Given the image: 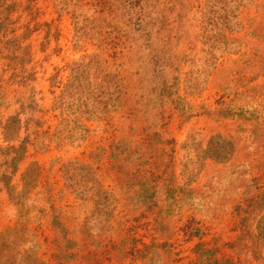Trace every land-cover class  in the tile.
Wrapping results in <instances>:
<instances>
[{"label":"rangeland","instance_id":"374dc122","mask_svg":"<svg viewBox=\"0 0 264 264\" xmlns=\"http://www.w3.org/2000/svg\"><path fill=\"white\" fill-rule=\"evenodd\" d=\"M194 263L264 264V0H0V264Z\"/></svg>","mask_w":264,"mask_h":264},{"label":"trees","instance_id":"16d2710c","mask_svg":"<svg viewBox=\"0 0 264 264\" xmlns=\"http://www.w3.org/2000/svg\"><path fill=\"white\" fill-rule=\"evenodd\" d=\"M4 22L8 23V18L4 19ZM202 254V253H201ZM231 263V262H230ZM197 264V263H194ZM233 264V263H232Z\"/></svg>","mask_w":264,"mask_h":264}]
</instances>
